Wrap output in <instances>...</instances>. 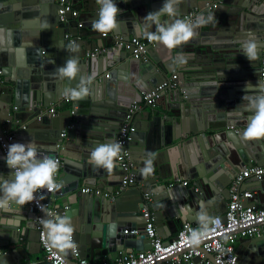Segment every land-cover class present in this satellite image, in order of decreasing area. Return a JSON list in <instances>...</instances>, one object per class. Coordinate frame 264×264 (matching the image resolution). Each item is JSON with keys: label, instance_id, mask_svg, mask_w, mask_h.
Masks as SVG:
<instances>
[{"label": "water", "instance_id": "1", "mask_svg": "<svg viewBox=\"0 0 264 264\" xmlns=\"http://www.w3.org/2000/svg\"><path fill=\"white\" fill-rule=\"evenodd\" d=\"M71 1L79 15L68 13L65 21H59L57 0H0V135L5 140L3 130L14 132L6 149L11 143L32 140L38 156L61 158L56 182L62 187L53 192L41 189L39 203L51 198L58 215L70 217L79 255L91 261L119 258L128 248H150L144 234H123L128 223L133 226L130 229L144 227V193H152L154 222L165 240H171L179 221L200 225L201 213L223 217L233 177L253 161L264 164V137L242 138L252 115L248 101L242 99L245 84L257 85L259 71L255 72L253 61L241 53L242 41L252 35L259 45L258 56L261 54L264 0H220L213 8L208 7L216 0H180L176 16H163L162 21L184 19L194 8L205 18L213 16V20L196 27V35L177 48L155 42L147 48L146 60L134 57L133 48L118 46L87 57V50L105 44L106 37L91 28L99 6L95 0ZM115 2L121 9L119 26L113 30L118 36L144 37L146 31H155V25L146 27L143 20L149 12L158 11L164 0ZM67 33L72 42L65 38ZM70 57L79 60L80 73L74 80H62L55 70ZM173 73L177 74L178 86L163 94L173 101L171 114L158 116L144 107L133 116L135 130L125 146L135 183L122 186L123 172L117 161L111 170L95 167L89 163L90 151L115 140L129 106L141 101L142 92L152 90ZM80 76H94L88 96L68 99L67 108L39 119L41 108L61 103L64 89L76 87ZM188 119L192 121L190 127L185 125ZM187 149L192 153L186 154ZM174 150L178 157L173 161V176L178 178L177 171L185 169V175L195 180L194 186L158 184L167 178L163 165L168 163L167 152ZM149 152L153 154L154 172L145 177L140 170ZM5 157L0 149V176L11 178ZM244 182H253V190L264 195V179L249 177ZM85 186L119 192L113 199L90 196L81 190ZM159 204L167 211L161 212ZM243 204L251 203L247 199ZM258 206H264V201ZM169 207L173 211L176 208L179 219L168 212ZM40 213L44 218L45 211ZM39 233L36 211H29L27 204L21 207L13 203L8 209H0V264H40L36 261L39 256L34 261L30 256L42 251ZM63 252L71 257L70 249ZM237 254L239 264H264V236L249 238L246 251Z\"/></svg>", "mask_w": 264, "mask_h": 264}, {"label": "built area", "instance_id": "2", "mask_svg": "<svg viewBox=\"0 0 264 264\" xmlns=\"http://www.w3.org/2000/svg\"><path fill=\"white\" fill-rule=\"evenodd\" d=\"M59 4L58 18L59 21H65L66 15L69 13L73 17L79 15L78 9L74 6L71 0H57ZM220 0H216L208 8L215 7ZM201 14V10L194 8L184 15L185 20H192ZM81 22L78 26H81ZM103 37L109 36L101 34ZM113 46L122 48H133V56L142 60L147 59L146 50L149 46L154 45L155 42L147 40L146 36L136 37L132 36L124 39L118 35H112ZM67 41L72 42L70 34H66ZM263 47L260 54L259 64V80L264 81V31L262 35ZM105 48L94 47L86 51V56H95L103 52ZM1 73V70H0ZM178 86L177 74L173 73L168 80L155 86L152 90L141 93V101L132 103L126 111V115L120 124L117 137L115 141L121 143L122 148L119 156L115 159L119 168L123 172L122 186H128L135 183V174L133 172V163L130 158L129 151L125 144L130 139L131 133L135 130L133 125V116L136 112L141 111L144 107L155 108L159 99L163 94ZM68 99L63 95V100L59 104H53L47 109L41 108L39 119L43 116H55L65 104ZM16 109V107H14ZM71 125H67L61 132V136H65L66 129ZM237 131V129H236ZM5 140L0 135V149L6 155V143L13 140L14 132L3 130ZM58 161V170L56 172V179L61 164V158H54ZM255 177L257 179H264V164L259 165L252 163L242 168L232 179L229 185V198L226 203L225 211L222 214L212 216L218 218L219 224L212 223L209 225L208 233L201 239L199 245L191 244L189 237L193 230H196L200 225H196L185 221L181 223L175 235L171 240L162 238L156 229L153 213L151 211L150 203L152 196L149 193L143 195V206L141 211L145 219V225L142 229H129L130 234L139 235L144 234L150 241V248L146 250H136L121 252L119 258L102 259L100 262L91 261L87 258H82L79 255L77 246L70 249L71 257L67 258L63 251L51 247L48 244L45 230L41 229V207H45L46 211L55 212L58 215L57 207L52 204L51 198L39 203L37 196L41 195V189L35 194L36 199L27 204L29 211H36L37 228L40 229L39 242L43 251V259L49 264H239L238 254L236 250V242L239 239H249L258 236H264V206L260 207L258 204L244 205V201L251 199L253 193L249 190L240 189V184L245 178ZM187 181H183V185H187ZM81 190L88 193L90 196H104L113 199L118 194L119 190L114 192L106 191L97 187L85 186ZM53 192V191H52ZM127 229L124 233H127ZM76 245V244H75Z\"/></svg>", "mask_w": 264, "mask_h": 264}, {"label": "clouds", "instance_id": "3", "mask_svg": "<svg viewBox=\"0 0 264 264\" xmlns=\"http://www.w3.org/2000/svg\"><path fill=\"white\" fill-rule=\"evenodd\" d=\"M99 6L97 16L91 21L93 31L100 34H107L118 28L117 16L121 9L115 0H95ZM180 0H164L162 7L155 12H149L144 22L146 27L155 25V31H146L144 35L150 42H159L168 49H174L187 43L195 35L194 29L203 26L213 20V16L205 18L203 15L196 16L194 20L176 18L171 21H162L161 17H174L177 14V7ZM72 47L71 45L69 46ZM241 53L251 62L258 57L256 38L249 35L241 43ZM181 63L183 59L181 58ZM80 73L79 60L76 57L66 59L63 66L56 68L55 74L60 79L67 78L74 80ZM94 76H80L76 87L64 89L63 95L67 99H83L89 94V86L92 84ZM252 91L254 94L249 95ZM245 95L243 100L248 101V110L252 113L246 128L242 132V138L251 140L264 137V81H258L257 85L251 82L245 84ZM67 103V106H69ZM121 143L112 140L100 143L91 149L89 163L95 167L111 170L114 161L121 152ZM148 159L144 161V167L140 170L143 176L153 174L152 153L149 152ZM7 166L12 170L11 178L0 176V209H8L11 204L24 206L36 199L35 194L40 189L48 192L59 190L62 185L56 182V172L58 161L49 155L38 156L37 146L31 140L28 143H11L8 145L5 157ZM152 196V193H149ZM45 211L42 218V225L46 232L48 244L60 251L74 249L76 247L73 240V226L70 217L55 214V212ZM200 227L193 230L189 240L193 245H199L201 239L208 233L209 225L219 224L218 218L206 216L203 213L198 215Z\"/></svg>", "mask_w": 264, "mask_h": 264}, {"label": "crops", "instance_id": "4", "mask_svg": "<svg viewBox=\"0 0 264 264\" xmlns=\"http://www.w3.org/2000/svg\"><path fill=\"white\" fill-rule=\"evenodd\" d=\"M77 9H78V7H77V5H74ZM26 21V20H25ZM115 33V34H114ZM262 33H263V31H262ZM112 35H118V33H116L115 31H111L110 32V35L109 36H107L106 37V39H105V44L103 45V46H101V47H103V48H105V50L104 51H107L108 50V48L110 47V46H113V43H112V40H113V38L111 37ZM86 37H85V35L82 37V39H85ZM93 45H94V43H93ZM103 51V52H104ZM253 68H255L254 66H253ZM254 71H255V69H254ZM258 72V71H257ZM245 84V83H244ZM173 103V101L171 100V99H166V97H165V95H163L160 99H159V101H158V104L156 105V107L155 108H151V107H149V106H147L146 107V109H148V110H150L151 112H152V114H157L158 116H163V115H168V114H171V104ZM69 105V104H68ZM64 108H67V105H65L64 106ZM188 118V117H187ZM195 123H197V122H195ZM191 124H192V121H190L189 119H188V121L185 123V125L186 126H188V127H190L191 126ZM238 128V127H237ZM237 131H238V129H237ZM187 135V134H186ZM181 136H182V139L185 141V139H186V136H185V133H182L181 134ZM179 142V141H178ZM186 154H190V153H192V150H190V149H187V151L185 152ZM180 154H181V150H180ZM166 156H167V160H168V163H164V165H163V169H164V172H165V174H166V176H167V180L165 179V181H161V182H159L158 184H160V183H165L166 184V186L167 187H172V186H179V187H186V188H189V187H192V186H194V184H195V180H193L192 178H189L188 176H186L185 175V169H184V172H183V170L181 171V170H179V171H177V174L179 175L178 176V178H175L173 175V166H174V164H175V162L173 163V161H176V158L178 157V151H173L171 154H170V152H167V154H166ZM166 156H165V158H166ZM190 156V155H189ZM163 157V155H162V153H160L159 154V158H162ZM164 160V159H163ZM252 163H255L254 161L252 162ZM157 167V166H156ZM242 168H240V170H241ZM176 170V168H175V166H174V173L176 172L175 171ZM173 177V178H172ZM183 181H187L188 183H187V185H183L182 184V182ZM242 189H244V190H249V191H253L252 193H253V197L250 199V203H255V204H261L263 201H264V195H262V194H260L259 192H258V190H253L254 188H253V182H251V183H248V182H244V183H242V187H241ZM56 203H59V199H56ZM227 203V202H226ZM178 204H180L179 205V207H182V208H186V206H185V204L183 203V202H178ZM159 206L161 207V205L159 204ZM158 205H156L155 207L156 208H158L159 207ZM184 206V207H183ZM225 207H226V204H225ZM170 208V207H169ZM180 209V208H179ZM187 209V208H186ZM151 211L153 212V209H152V207H151ZM165 211H167L166 210V207L165 206H162L161 207V212H165ZM168 212H170L171 214H175V219H179V217L178 216H180L179 215V213L178 212H176V208H175V211H173L171 208H170V211H168ZM185 222V221H184ZM178 223H183V222H178ZM194 224V223H193ZM156 225V224H155ZM181 225V224H180ZM131 227H133V226H131V224L130 223H128L127 224V226H126V228L125 229H127L128 231H127V233L125 232H123V234H129V229L131 228ZM175 233H176V231L175 232H173L171 235H170V237H173L174 235H175ZM248 240V239H247ZM247 240H244V239H239L237 242H236V245H235V247H236V250L237 251H246V246H247ZM21 242L22 243H25L26 241L23 239V240H21ZM143 243H144V241H143ZM134 245L136 246L137 244L136 243H134ZM138 247H140V246H138ZM142 247V246H141ZM36 249V248H35ZM129 250H131L130 248H128V251ZM137 249L136 248H133V251H136ZM243 253H246V252H243ZM31 256V259L34 261V260H36V257L37 256H39V258L36 260V261H38V262H40V264H49L47 261H45L44 259H43V256H44V254H43V251H40L39 253H35V254H31L30 255ZM102 259H99V260H95L96 262H100ZM239 263H240V260H239Z\"/></svg>", "mask_w": 264, "mask_h": 264}, {"label": "flooded vegetation", "instance_id": "5", "mask_svg": "<svg viewBox=\"0 0 264 264\" xmlns=\"http://www.w3.org/2000/svg\"><path fill=\"white\" fill-rule=\"evenodd\" d=\"M253 64H254V69L255 72L259 71V64H260V56L257 57V59L253 60Z\"/></svg>", "mask_w": 264, "mask_h": 264}, {"label": "trees", "instance_id": "6", "mask_svg": "<svg viewBox=\"0 0 264 264\" xmlns=\"http://www.w3.org/2000/svg\"><path fill=\"white\" fill-rule=\"evenodd\" d=\"M65 105H67V103Z\"/></svg>", "mask_w": 264, "mask_h": 264}]
</instances>
